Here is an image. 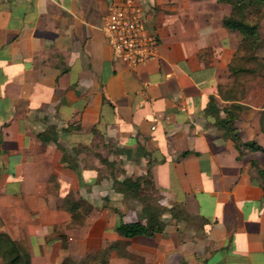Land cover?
Listing matches in <instances>:
<instances>
[{
  "label": "crops",
  "instance_id": "0c3cea01",
  "mask_svg": "<svg viewBox=\"0 0 264 264\" xmlns=\"http://www.w3.org/2000/svg\"><path fill=\"white\" fill-rule=\"evenodd\" d=\"M136 1L158 44L133 67L103 32L112 0H0V232L31 264H264V69L228 96L240 41L222 23L229 3ZM231 103L246 105L234 121L241 140L260 148L239 154L224 135L217 120ZM97 141L116 148L108 159L123 161L124 176L150 168L160 204L198 223L164 213L163 231L120 235L123 194L95 182L99 157L86 169L77 150ZM86 192L91 217L74 235Z\"/></svg>",
  "mask_w": 264,
  "mask_h": 264
},
{
  "label": "trees",
  "instance_id": "16d2710c",
  "mask_svg": "<svg viewBox=\"0 0 264 264\" xmlns=\"http://www.w3.org/2000/svg\"><path fill=\"white\" fill-rule=\"evenodd\" d=\"M229 3L231 6L230 13L222 18V23L229 29L237 30L240 34V41L237 51L229 64V69L233 74V79L229 84L228 96L237 98L242 95L245 89V82L250 78L257 76L264 69V38H262L259 26L264 17V0H218ZM264 29V25H263ZM219 92L222 88L219 87ZM212 106L215 105L212 103ZM246 105L240 103H231L225 108L226 115L219 118L217 123L223 129L225 136H229L235 143V147L241 153V146L251 149H258L260 146L254 141H242L239 131L234 124L237 112ZM215 111H218L216 109ZM261 128L264 130V115L261 116ZM38 136L42 139H48L50 136L45 132H39ZM56 140V137H53ZM58 146L64 148L60 143ZM187 151L182 152V155ZM62 160H67V154L63 151ZM252 164L255 166V162ZM72 165V164H71ZM260 184L264 194V166L257 167ZM150 169L144 174L136 177L124 176L115 178L112 181V188L121 192L125 197L137 198L142 204L135 219L125 220L123 213L117 208L114 211L117 214L115 230L125 237L135 235L153 236L163 231L166 220L164 213H170L171 217H178L179 214L185 213L181 204H172L170 207L158 203L152 204L146 200L145 195H141L144 184H152L149 179ZM0 258L3 264H31L29 252L21 247L18 242L6 233L0 232ZM183 264V262L181 263Z\"/></svg>",
  "mask_w": 264,
  "mask_h": 264
},
{
  "label": "built area",
  "instance_id": "2783aa9c",
  "mask_svg": "<svg viewBox=\"0 0 264 264\" xmlns=\"http://www.w3.org/2000/svg\"><path fill=\"white\" fill-rule=\"evenodd\" d=\"M103 32L114 56L130 66L141 65L156 55L158 35L147 26L143 7L136 0H112Z\"/></svg>",
  "mask_w": 264,
  "mask_h": 264
},
{
  "label": "rangeland",
  "instance_id": "374dc122",
  "mask_svg": "<svg viewBox=\"0 0 264 264\" xmlns=\"http://www.w3.org/2000/svg\"><path fill=\"white\" fill-rule=\"evenodd\" d=\"M264 22V17L262 18L261 22H260V26H259V31L260 34L262 36V38H264V29L260 28L262 27ZM103 141V140H101ZM74 149V147H73ZM79 150V152H82V158H83V162H81V164H84L85 168H89L94 166V157L98 156L100 163H95V165L97 166V170H98V174H97V179H95V182H99L101 184L103 183H109L108 181H113V179H115L116 177H120L123 178L124 177V168H123V161L119 158L117 159H108V151L111 152H116V148L109 146L108 142H102V144L97 141L95 142V144L93 143H86L85 145H80L79 148L77 149ZM70 151V150H69ZM117 154V153H115ZM150 169V168H148ZM151 172V170H150ZM149 175V179L152 180V184H144V189L141 190V195H145L146 196V200L151 202L152 204L158 203L159 199H160V192L158 190V188L155 186L154 183V179H153V175L152 172ZM106 178V179H104ZM87 180V178H86ZM104 184V185H105ZM87 185V184H86ZM89 192V191H88ZM86 192V196H88V198H85L83 200L84 205L81 208V210L79 211H75L74 214L72 215V220L69 222V224L67 225V228L69 229L70 232H72V234L76 235L79 233L80 229H81V224H86V219L88 217H91V207H92V194ZM91 199V200H90ZM120 201L127 202V206L128 208L126 209L125 212H123L126 217L125 218H129V219H135V217L137 218L138 216V212L140 210L141 207V202L137 199V198H133V197H125V196H121ZM135 203L138 205L137 210L134 212L133 207L135 206ZM160 203V202H159ZM132 208V209H131ZM166 214H168V212H166ZM168 217V216H166ZM170 218H172L170 216ZM187 218L190 219V222L192 224L194 223H198V219L195 217H192L191 215H187ZM187 223H189V221H187ZM1 233H6V232H1ZM7 234V233H6ZM120 242L119 240L117 241V245H119ZM87 261L90 262V264H93V257H88ZM0 263H2V259L0 258ZM3 264V263H2Z\"/></svg>",
  "mask_w": 264,
  "mask_h": 264
}]
</instances>
